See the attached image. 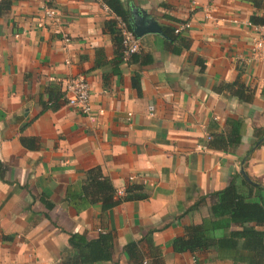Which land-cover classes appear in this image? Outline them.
Returning <instances> with one entry per match:
<instances>
[{"label": "crops", "instance_id": "crops-1", "mask_svg": "<svg viewBox=\"0 0 264 264\" xmlns=\"http://www.w3.org/2000/svg\"><path fill=\"white\" fill-rule=\"evenodd\" d=\"M122 1L161 29L188 21L189 46L147 33L133 60L115 62L106 29L113 13L100 0H55L58 21L44 15V0H12L0 16V264H59L70 232L113 234L111 260L94 264H139L124 250L131 241L142 256L158 255L157 264H234L214 248L176 252L171 241L190 224L212 228L215 192L233 179L240 185L241 168L264 186V143L246 156L254 129L264 127V63L249 57L257 37L250 17H264V2ZM79 73L91 88L88 113L65 99L66 82ZM237 76L254 91L250 103L221 88ZM48 87L63 96L41 112ZM234 121L241 142L211 148L210 135ZM20 135L38 138V149ZM94 166L119 194L136 183L149 196L77 211L62 199Z\"/></svg>", "mask_w": 264, "mask_h": 264}, {"label": "trees", "instance_id": "trees-1", "mask_svg": "<svg viewBox=\"0 0 264 264\" xmlns=\"http://www.w3.org/2000/svg\"><path fill=\"white\" fill-rule=\"evenodd\" d=\"M113 17L106 21V29L112 35L115 57L114 61L122 62L133 60L136 53L123 59V36L118 25V19L130 28L129 8L122 0H101ZM255 6L264 0H253ZM12 4V0H0V16L6 13ZM251 25L264 24V17L252 15ZM162 32L170 44L179 43L182 47L189 46L188 38L182 33H176L174 27H162ZM175 50V49H174ZM133 84L140 89L138 76L133 78ZM221 88L227 89L236 95L242 102L250 103L254 98L252 88L245 85L241 76H237L233 82L224 83ZM49 99L43 103V110L53 107L63 95L56 88H47ZM25 123L21 129L25 128ZM241 122L234 121L230 130L224 133L210 135L209 146L211 148L223 149L237 146L241 142ZM256 141L249 155L254 149L264 143V127L254 129ZM23 146L36 150L39 147V139L33 136H19ZM122 194L113 186L109 176L104 174L100 166H94L84 172L80 186L72 190L67 188L62 199L77 211L93 204H100L103 211L109 210L124 201H136L145 199L149 195L143 185L130 183ZM215 202L210 207L212 218L217 222L208 229L206 225L190 224L184 226L183 234L176 236L171 245L176 252H195L200 249L214 248L222 257H229L234 264H264V186L255 181L243 179L237 184L234 179L223 189L215 192ZM40 200L46 208L51 209L54 202L48 197L41 195ZM202 198L197 200L192 207L197 206ZM253 224V225H252ZM258 227H262L259 229ZM214 228H221L222 234L215 237L211 232ZM113 234L111 232L100 233L95 238H87L85 234L70 232L67 245L61 250L59 264H94L101 261H109L112 256ZM124 250L132 256V259L142 263L144 258L149 259L151 264H157L158 255L144 257L141 255L137 242L131 241L124 246Z\"/></svg>", "mask_w": 264, "mask_h": 264}, {"label": "built area", "instance_id": "built-area-1", "mask_svg": "<svg viewBox=\"0 0 264 264\" xmlns=\"http://www.w3.org/2000/svg\"><path fill=\"white\" fill-rule=\"evenodd\" d=\"M55 0H44L42 7L44 15L52 17L56 21L59 20L56 10L51 6ZM101 1V0H100ZM118 25L123 36V59L126 60L133 53L139 51L140 38L137 37L126 24L118 19ZM188 21L178 23L174 26L176 33H181L189 28ZM257 37L251 46L249 57L252 60L264 63V24L252 25ZM65 99L67 104L73 108L80 110L83 113H88L90 110L91 88L90 84L84 74H76L66 82L64 88ZM123 192H120L122 194ZM141 264H151L149 259L144 258Z\"/></svg>", "mask_w": 264, "mask_h": 264}, {"label": "water", "instance_id": "water-1", "mask_svg": "<svg viewBox=\"0 0 264 264\" xmlns=\"http://www.w3.org/2000/svg\"><path fill=\"white\" fill-rule=\"evenodd\" d=\"M128 8L130 13V29L137 37H142L147 33L163 34L159 23L154 17L148 16L146 12L132 3L129 4ZM240 172L247 181H250V178L242 168Z\"/></svg>", "mask_w": 264, "mask_h": 264}]
</instances>
